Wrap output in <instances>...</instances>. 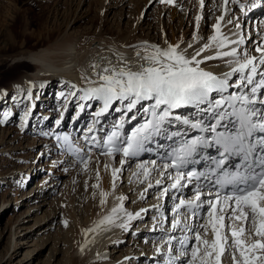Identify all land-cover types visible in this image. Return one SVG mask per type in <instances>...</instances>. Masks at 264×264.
I'll return each instance as SVG.
<instances>
[{"label":"rangeland","instance_id":"rangeland-1","mask_svg":"<svg viewBox=\"0 0 264 264\" xmlns=\"http://www.w3.org/2000/svg\"><path fill=\"white\" fill-rule=\"evenodd\" d=\"M39 1L43 4L45 3L43 14L47 21H50V25L55 24V20L61 21L64 24L61 30L62 33L72 35L75 39L83 30H86L85 33L92 31L95 34L97 29L104 27L102 22L105 20L107 22L106 29L111 32H119L122 29H129L130 32L136 30L139 34L149 37V39H153L155 35L164 36L167 32L176 33L177 40H180L179 47L184 48L192 40L194 31L199 30L197 28V16L200 17L199 21L205 20L203 33L206 35L209 33L211 25L218 23L222 8L220 2L223 0H204L203 7H201L200 0H174L171 4L161 3L160 0ZM231 2L232 0H229L226 7L230 6ZM5 3L7 10H5L4 17H2L5 22H9L12 19L13 7L16 4H24L23 8L28 6V0H5ZM50 3L53 4L50 6L52 10L46 7ZM55 4L60 8L61 13L66 9L67 13L70 12V14L58 15L53 7ZM223 6H225L224 3ZM211 7L214 8L210 9ZM36 9L38 8L36 7ZM40 10L39 7L38 11ZM227 16L228 18L230 17L229 21H232L231 23L228 22L232 28H237V25L240 24L243 36H248V38L252 36L254 42H256L254 38L259 36L260 40L258 42H264L262 18L255 23L257 15L254 8L249 9L246 6L242 8L240 4L238 6L233 5ZM249 29L250 31H248ZM255 33L258 34L256 35ZM43 34H45V31L42 30H37L35 33L38 36ZM183 38L185 42H183ZM254 47L253 50H255ZM258 55L259 53L256 54V56ZM22 57L23 59L25 58L20 56L14 60L9 57L8 62H16ZM0 58L3 57L0 56ZM237 78L238 76L233 78L231 83L234 82V79L236 81ZM57 81L58 78L53 80V91L50 94V97H53L51 100L53 105L51 107L53 108L57 107L59 102L62 103L68 95L66 93L64 98L63 94L60 97L57 96L60 91L63 93L66 90L58 91L59 82ZM4 88L5 99L0 102V264H68V254L73 248L71 241L73 223L79 217L81 220L84 219L85 210L88 206L87 199L79 200L78 190L84 184L86 176L91 173H94L99 178H101L99 175H102L107 189L114 188V185H116V190L124 191V204L130 205V210H134V204L139 203V201L144 204L148 199L154 197L156 192L159 193L164 189L165 183L158 184L155 175H151V179H149L145 177L142 169L139 173L141 178L137 177L136 173L134 174L138 170L136 166L141 159L136 161L126 160L125 163H120L122 168H119V172H121L118 173L117 177L119 181L117 184H112L116 178L114 180L111 170L112 167L115 168L116 163H119V157L115 156L111 167V162L109 163L106 160V156H104V159L101 156L98 162L101 170L99 172L93 165L96 162V159H94L96 157L92 152H90V158L86 159L87 164H85L83 161L77 162L73 160L76 156L65 153L64 150L66 148L60 151L52 148V145H57L53 137L56 136L61 124L70 122L71 114L77 109V102L66 103L65 107L59 104L57 108H54L48 114H43L42 112L47 107H43L41 105L42 102L36 101L38 99L36 96L38 94L37 89L35 91L32 90L34 93L31 95H33L35 100L31 106L30 98L25 96L23 100L19 101L14 97L15 90L12 86H5ZM243 91H247V89H243ZM74 94L75 92L72 96ZM94 101L96 99H93L91 104ZM95 104L90 105V111H87L84 124L88 122L89 116H92V110L96 109ZM117 105L119 107V102L114 103L113 109L117 108ZM6 107L7 109L4 111ZM91 108L93 109L91 110ZM119 113L121 111H116L115 116ZM112 117L114 116L112 115ZM41 119H43V122H39ZM94 150L91 149V151ZM95 151L98 153L97 150ZM81 154L87 155L85 152ZM66 155L71 156L73 159L68 156V158L65 157ZM143 160L145 161L144 158L141 161ZM149 163L150 159L149 162L148 159L144 162L147 166ZM31 164L34 165L32 169H27ZM104 165L108 167L106 168ZM31 170H33L32 174H30ZM27 171L29 174H27ZM159 172L160 170L157 174ZM25 176H27L26 179L24 178ZM128 182L130 187L126 189ZM92 185H88L89 188ZM153 186H155L153 188L155 193H148V190ZM138 189H141L140 195L136 197L137 199H134V191ZM85 194H87V191H85ZM168 198L169 202H173L170 196ZM171 206L172 204L170 203L169 210ZM147 208L148 205L145 206V209ZM160 208L161 206L157 207L158 210ZM137 219L145 221L146 217L136 218L127 229L123 230L121 228L122 232L116 235L114 239L118 251L111 247L112 252L102 253L103 256L114 255L115 260L113 259V261L115 262L128 260L132 257L131 260L129 259L130 264L134 257L140 256L139 258L152 259L155 258L154 255L157 252L162 254L167 252V254L173 256V259L178 255L177 261H180L178 264H187L188 257L184 255V252L191 249L194 237L189 246L185 247V251L174 252L172 251L173 249L170 250L168 239L163 241L164 244H159L161 248L165 247V249L160 250L158 246L156 250L153 237H151L152 239L149 243H146L143 237L148 235L149 230L145 229L148 227L152 228L149 234L156 235L157 230L155 232L154 228H159V221L155 220L156 222L154 221L152 226L148 225L146 227L145 224L139 226L138 221L136 222ZM65 221H67V226H65ZM195 232H193L194 235ZM112 237L114 236H109V238ZM160 240H157V243ZM175 244L177 248L181 246V242L177 243L176 241ZM148 251L151 253H143ZM131 264H134V262H131ZM227 264H229V261H227Z\"/></svg>","mask_w":264,"mask_h":264},{"label":"snow or ice","instance_id":"snow-or-ice-1","mask_svg":"<svg viewBox=\"0 0 264 264\" xmlns=\"http://www.w3.org/2000/svg\"><path fill=\"white\" fill-rule=\"evenodd\" d=\"M160 2L171 4L174 0ZM223 2L227 5L229 0ZM200 4L203 7L204 0H200ZM259 6L260 0H252L247 7L251 9ZM241 7L245 5L241 4ZM196 20L198 24L200 17L197 16ZM218 20L223 21L224 16L221 15ZM215 32L216 34L210 38L211 43L204 44L191 57L179 51V45H169L167 49L151 46L152 51L142 57L147 66L141 64L139 70L104 67L97 73L102 83L96 87L82 89L81 99L101 101L103 104L101 113L107 112L114 103L120 102L127 112H132L140 105L146 114L144 122L133 129L124 141H120L119 131L112 132L107 138V151L103 153L104 155L112 156L118 152L126 159L136 157L146 150L145 145L151 142L154 136L165 131L166 124L173 121L188 125L192 129H199L201 133L214 134L211 137L198 135L184 139L173 150L171 162L163 165L164 169L169 167L179 169L183 165L195 162L192 157L197 154L198 148L213 144L218 146L220 155V159L214 160L216 169L213 172L222 169L230 157L240 159L235 174L225 171L222 174L224 178L217 179V183L222 187L233 184V190L226 193L218 191L215 198L208 201H202V193L197 190L192 199L180 200L176 206L179 211L185 206L191 210L200 208L203 203L208 205L205 222L199 225L195 232L194 245L184 252L188 257L187 264H222V257L226 252L231 258V264H264V95H261L264 91V70H261L264 68V42L258 43L255 47V52L259 53V56L251 55L247 50L240 51L237 47L224 50L229 44H244V39L229 41L227 37L221 35L219 23L215 25ZM213 45L217 48L216 53L202 56V53ZM225 57L229 58L226 62L231 67V72L223 74L222 77L200 67L207 60ZM96 67L97 65H93L94 69ZM233 76H238V79L230 83ZM257 76L260 77L259 80L256 79ZM89 83L95 81L89 80ZM230 88L242 91L239 94L233 92L225 96L224 93H228ZM213 93L219 98H214ZM145 101L150 103L145 105L143 104ZM182 107L193 108L202 116L207 114L212 122L205 124L203 119L190 120L187 116L174 115V110ZM225 121L232 123V130L217 131L221 127L228 128ZM122 124L123 122L121 127ZM256 133L262 135L256 136ZM68 140L69 138L65 136L64 141ZM69 148L71 149L70 144ZM81 159L87 164L83 157ZM126 159L120 163H125ZM137 167L143 170L145 177L149 175V169L145 164H138ZM257 167L260 168L259 172L256 171ZM119 171L120 169H113L114 180ZM193 175L196 173L189 172L187 178L190 179ZM183 178L185 174L178 171L176 183L172 186L175 187ZM164 191L167 192V189ZM102 195L106 197L107 193ZM105 202L101 201L102 204ZM121 208L122 206L113 208V215ZM128 215L129 219L133 218L131 214ZM111 222L112 216L104 217L95 227L85 229V234L95 232L103 224ZM179 225L180 220L177 219L172 227L175 229ZM209 233L211 239L208 238ZM181 244L184 245L185 242L181 241Z\"/></svg>","mask_w":264,"mask_h":264},{"label":"bare ground","instance_id":"bare-ground-1","mask_svg":"<svg viewBox=\"0 0 264 264\" xmlns=\"http://www.w3.org/2000/svg\"><path fill=\"white\" fill-rule=\"evenodd\" d=\"M251 2L252 0H238V2L232 0L230 6L228 7H226V5L223 6V1L220 2L222 4L220 16H224L223 21H218L221 28V35L223 37H227L229 41H238L241 38L244 39V44H229L228 47L224 50H230L232 47H237L240 51L247 50L249 54L256 56L257 52L253 50V47L257 46V44L259 43V36H256L254 38L256 42L253 41L252 36H250V38H248V36H243L240 24H238L239 27L232 28L228 24L230 17L228 18L227 16L233 5L238 6L240 4L241 6L242 3L247 7L251 4ZM211 3L213 4V2ZM260 3L261 6L254 8L257 15L255 17V23L259 22V19L262 18L261 23H263L264 26V3L262 2V0H260ZM44 5L45 3L43 4L39 0H28V6L24 8V4L18 3L13 7L12 19L9 22H5V20H2V17H4V14L6 12L5 10H7V6L5 0H0V56L3 57L0 58V84H3L5 86H12V88L15 90L14 97L19 101L23 100L25 96L27 98H30L31 106L33 101L35 100L33 95H31L32 93H34L32 92V90L35 91L37 89L39 92L37 91L38 94L36 96L38 99H36V101L42 102L41 105L43 107H47V109L42 112L43 114H48V112H51V110L57 108L59 104L65 107L66 103L70 104L73 102H77L78 104L76 108L78 109L82 104L85 103L84 110H80L76 116V118L79 119L78 121H76L78 126L81 125V123L87 117V108L88 106L92 105L91 102L93 100L87 99L88 101L85 102L84 99H81V97L83 96V92L81 90L86 89L88 87H96L100 83H102V81L99 80L97 73L101 72L104 67H126L133 71H136L139 70L141 64H145V66H147V62L144 61L142 57L152 51L151 46H156L161 49H167L169 45H180V40H177L176 33L174 34L173 32H167L164 36L155 35L153 39H149V37H145L142 34H139L136 30L130 32L129 29H122V31L119 32H111L106 29L107 22H105V20H103L102 22V26H104L105 29L104 27H102V29H97L95 34L92 31H88L87 33H85L86 30H83L75 39L72 35L62 33L61 30L63 29L64 24H62L61 21L59 22L55 20V24H53L52 26L50 25V21H47V18L44 17L43 14L45 9ZM51 5L53 4L50 3V5L48 4L46 5V7H49L48 9L52 10L50 7ZM38 6L41 9L40 11H38ZM36 7L38 9H36ZM53 7L55 9V12L58 13V15L61 14L63 16L66 14H70V12L67 13L66 9L63 13H61V10L57 6V4H55ZM213 8L214 7H211L210 9ZM204 22L205 20L203 19L198 22L197 28H199V30H196V32L194 31L192 40L187 43L186 46L184 45V48L179 47L178 49L179 51L184 52V54L188 57L195 55L196 51L201 49L204 44L211 43L210 38L216 34L215 23L211 25L209 33L207 35L204 34ZM37 30L45 31V34L41 36L35 35ZM248 31H250V29ZM183 42H185L184 38ZM189 45H191V47H189ZM216 51L217 48L215 47V45H213L208 51L203 52L202 56L214 55ZM138 52L140 53L139 56L137 55ZM20 56H24L25 58L23 59L22 57L18 61L12 63L8 62L10 59L9 57L15 60ZM199 58L200 57H198V59ZM228 59L229 58L225 57L223 59L207 60L202 63L200 67L204 68L206 71L212 72L222 77L223 74L231 72V67L226 62ZM93 65H97V67L94 69ZM235 77L236 76L231 77L229 82L231 83L233 81L232 79ZM57 78V82H59L58 91L66 89L63 93L62 91H60L57 96L60 97V95L63 94L64 98L66 93H68V95L62 103L59 102L57 107L55 106L53 108L51 107L53 106L51 103L53 97H50V94L53 91V80ZM258 78L260 79V77L257 76L256 79ZM89 80L95 81V83L90 84ZM5 86H0V102L5 99ZM67 90L69 91L67 92ZM43 92H45V94L42 95ZM74 92L75 94L74 96H72ZM19 96L20 98H18ZM97 101L99 102L98 107L95 110H92L93 114L91 116L90 124L88 127H96L97 121L101 126H103L104 124L112 125V123H114L113 120L115 117L123 118L124 116L126 118H124L125 120L136 118L138 121L135 124H138L139 121H141V119L143 118V115H145V113L141 110L140 105H138L136 109H133L132 112H127L120 102L119 107L117 105L118 109L115 108L110 110L109 112L101 113V108L103 107V104L100 103L101 101ZM143 104L147 105L148 103L143 102ZM7 107L4 109V111L7 109ZM96 111L97 114H94ZM116 111H121V113L115 116ZM74 114L76 115V111L70 117L75 116ZM185 114L187 116H202L198 112H193L189 114V112L186 111ZM112 115L114 117H112ZM202 117L205 118L209 116L207 114H204ZM42 118L44 119V117ZM43 119H41L39 122H43ZM173 124L174 123L172 122L171 124H169V126L173 127ZM71 125L73 124L70 118V122H68V124L64 123L59 126V131L56 133V136H60L64 130L71 131ZM88 127L85 128V132L87 131ZM157 142H159V140ZM158 146H162V142H159ZM51 147L56 149H59L58 147H61V149H65V146L63 145H52ZM160 151L162 152V150ZM64 152L66 153L67 150L65 149ZM92 154L96 157L94 158L96 159V162L93 165L95 166L97 171L101 172L98 164L101 156H98V153L95 150L92 151ZM105 158L107 161H109V163L111 162L112 167L115 156L107 155ZM102 159H104V156H102ZM121 160L124 159L121 158L119 160V163H116L115 168L112 167V170L122 168L120 167ZM146 160L147 159H145V161L140 160L139 164H144ZM153 162L155 163L153 164ZM33 164H31L27 169H32V166H34ZM166 164H168V162ZM162 165L163 164L161 163V160H156L152 158L150 159L149 165L146 166L149 169V175L147 176V178L151 179V175H155L156 179L160 181V183H165V185L163 186L164 189H162L159 193L156 192V195L151 199H148L147 202L144 204L141 201H139V203L136 202L137 204H134V210H130V205H127V203L124 204V191L116 190V185H114V188H106L102 175H99L101 178L96 176L94 173H91L90 175L86 176L84 184L82 185L81 189L78 190V194L80 196V201L87 199L88 206L85 210L86 213L84 215V219L81 220L79 217L77 218V220L75 219V223H73L74 227L71 230V241L73 248L71 249V252H69L70 254H68V264H129V259L131 260L132 257H130L128 260L125 259L121 260L120 262H115L113 261V259L115 258L114 255H110L109 257H107L99 253L100 255L96 256L94 259L90 258L96 255V253L98 252L106 254L112 252V249H117L116 251H118V248H116V242H114L116 235L122 232L121 228L123 230L127 229L130 224L135 221L137 216L138 218L146 217L145 221H140V219L136 220V222L138 221L139 226L143 224H145L146 227H148V225L152 226V223H154L155 220H159L162 217V212L161 210H158L157 207H159V202H161L163 197H165L164 190L166 189V187V202L167 200H169V196L173 199V197H175V193H180L181 196H184L186 198L193 197L195 195V193L187 195L190 189L179 190L176 187L171 188L173 187L172 185L176 183V176L172 175L169 168L164 169ZM136 169L138 170H135L136 172H134V174L136 173L137 177L141 178V176H139L141 169L137 166ZM159 170L160 172L159 174H157ZM32 172L33 170L30 171V174H32ZM118 173L121 172H117L116 180L115 182H112V184H117V182L119 181V178H117ZM27 174H29L28 171ZM26 177L27 176H25L24 178L26 179ZM137 179L139 180V178ZM91 184L93 185L89 188L88 185ZM96 185H99V187H97ZM127 187H130L129 182L126 186V189ZM154 187L155 186L151 187L152 189L150 188L148 190V193H155L153 192ZM169 187L172 190H168ZM141 189L134 191V199H137L136 197L140 195ZM85 191H87V194H85ZM103 193H107V196H103ZM120 197H122L123 199H118ZM208 199L209 197L206 196L203 197L201 200L208 201ZM102 200H105L106 202L102 204ZM171 203L174 207L175 202L173 201ZM206 204L207 203H203L201 207L205 208ZM147 205L148 208L146 210L145 206ZM120 206H122L121 210H119L115 215H113L112 209L119 208ZM165 206L167 207L169 205L165 204ZM128 214H131L133 218L129 219ZM107 216H112L111 223H105L100 228H98L97 231L89 232L87 235L85 234V229H91L95 227L104 217ZM39 220H41V218H39ZM159 221L161 222L162 219ZM204 222L205 219L196 220L195 227L189 228V230L186 229L188 227H184V229L183 226H178L177 228H181H176L177 232L174 234H168L166 232H163L161 231V227H159V231L154 236L149 234L151 232L150 229L152 228L148 227L145 229L149 230V233L148 235L143 237V240H146V243H149L152 239L151 237H153V241L155 240L154 246L157 250L159 244L163 243V241L168 239V245H170V248H174L176 249L175 251H179L178 249L182 248V246L185 247V245L181 244V246H178L179 248H177L175 244L176 241L177 243H179L180 240L185 242L187 240V237H192L190 239L192 240L194 237L193 230L196 229L195 231H197L199 229V225L203 224ZM120 225H124V228ZM172 231H174V228ZM110 235L114 237L109 238ZM172 235H176V240H171ZM208 238H212L211 233H209ZM159 239L161 240L157 243V240ZM161 249H165V247H160V250ZM143 253L150 254L151 252L148 251ZM166 253H157V256L152 259H145V257L143 256V258H139L140 256L134 257V260L130 261V264L131 262H134V264H153V261L155 259L158 262H161V264H176V262L180 263V261H172L171 257H167ZM162 260L165 262H163ZM227 261H229V264H231L230 256L228 255V253H225V255L223 256V264H227Z\"/></svg>","mask_w":264,"mask_h":264}]
</instances>
